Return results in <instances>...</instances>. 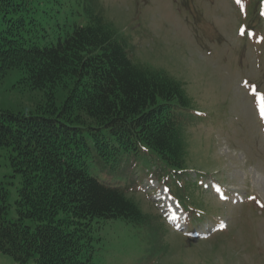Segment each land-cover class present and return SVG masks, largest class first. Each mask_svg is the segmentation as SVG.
I'll list each match as a JSON object with an SVG mask.
<instances>
[{"label":"rangeland","instance_id":"rangeland-1","mask_svg":"<svg viewBox=\"0 0 264 264\" xmlns=\"http://www.w3.org/2000/svg\"><path fill=\"white\" fill-rule=\"evenodd\" d=\"M63 3L64 12L43 16L52 30L64 32L65 20L84 13L83 0ZM91 4L117 31L135 64L172 76L190 101L181 111L187 144L184 172H169L161 180L156 168L136 165L129 175L114 180L140 206L143 219L96 225L93 262L264 264V134L257 112L264 103L259 99L264 94V0ZM65 96L62 89L55 91L58 105ZM45 100L43 91L25 86L19 71L0 75V109L30 112ZM13 173L8 151L0 148V182L14 205L20 179ZM222 189L225 197L217 193ZM173 205L178 220L186 213L187 228L175 230ZM201 230L209 233L204 236ZM0 264L23 263L0 252Z\"/></svg>","mask_w":264,"mask_h":264},{"label":"trees","instance_id":"trees-1","mask_svg":"<svg viewBox=\"0 0 264 264\" xmlns=\"http://www.w3.org/2000/svg\"><path fill=\"white\" fill-rule=\"evenodd\" d=\"M63 1L0 0V75L17 70L46 97L34 111L0 109V148L20 179L14 205L0 182V252L23 264H95L96 225L143 219L114 180L136 165L158 176L187 167L183 86L135 64L92 0L64 32L50 29L43 16Z\"/></svg>","mask_w":264,"mask_h":264},{"label":"snow or ice","instance_id":"snow-or-ice-1","mask_svg":"<svg viewBox=\"0 0 264 264\" xmlns=\"http://www.w3.org/2000/svg\"><path fill=\"white\" fill-rule=\"evenodd\" d=\"M241 0H237V3H240ZM243 34V33H242ZM253 91H255V89L253 88ZM261 100L264 101V94L261 95ZM260 116L262 119H264V103L261 104L260 106ZM251 199H255L254 197H251ZM264 206V205H262Z\"/></svg>","mask_w":264,"mask_h":264}]
</instances>
